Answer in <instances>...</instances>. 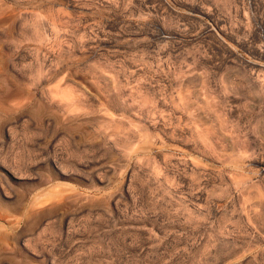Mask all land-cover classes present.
I'll use <instances>...</instances> for the list:
<instances>
[{
	"label": "rangeland",
	"instance_id": "1",
	"mask_svg": "<svg viewBox=\"0 0 264 264\" xmlns=\"http://www.w3.org/2000/svg\"><path fill=\"white\" fill-rule=\"evenodd\" d=\"M0 264H264V0H0Z\"/></svg>",
	"mask_w": 264,
	"mask_h": 264
}]
</instances>
